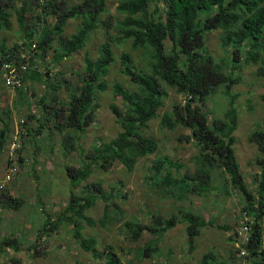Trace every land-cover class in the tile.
<instances>
[{"label":"trees","instance_id":"16d2710c","mask_svg":"<svg viewBox=\"0 0 264 264\" xmlns=\"http://www.w3.org/2000/svg\"><path fill=\"white\" fill-rule=\"evenodd\" d=\"M78 1L69 5L66 0H0V31H10L11 18L15 17L19 39V43L12 45H8L6 39L0 42V70L4 63L21 62L20 55L25 50L42 59L49 50H54L52 59L59 63L79 51L86 50L88 39L100 28L107 33L116 47L129 44L131 50H141L147 57V63L144 70L133 71L129 54L119 53L120 62L125 64L119 72L134 87H125L117 82L113 85L114 97L121 96L122 99L120 109L110 105L120 131L110 141L102 142L99 146L93 145V153L85 154L79 160L83 163L82 167H65L70 183L67 205L55 221L51 220L50 215H46L41 233L49 227L51 231H55L59 223H67L72 226L73 238L80 248L90 253L98 261L97 264H122L112 248L98 250L95 234L90 237L81 232L83 222L94 226L85 213L97 200L104 202V215L100 221L102 226L106 225L107 212L111 206L115 211H120L111 202L120 197V192L112 188L111 193H103L98 183L83 182L93 173L94 167L106 170L118 163L127 172H131L141 158L156 155L157 160L151 166L153 174L149 176L150 180H156L153 187L162 190L164 195L179 200L188 199L189 195L208 196L212 190L211 172L215 168L222 170L220 173L224 182L220 191L228 195L230 188H233L244 200L242 211L254 218L248 250L255 259L250 264H262L256 249L264 217V120L261 129L251 133L248 138L258 146L260 154L256 162L261 171L257 175L253 192L243 181L235 156L234 133L238 126L233 102L236 95L230 94V88L240 80L239 77L235 78V72L243 65L257 66V77L264 78V0H116L115 11L119 18L109 16L108 20L101 18L107 10L106 0ZM27 11L32 14L29 18L25 17ZM48 18H53V25ZM75 18L80 19V26L75 33L66 36L68 21ZM111 31L114 33L111 34ZM214 31L220 32V47L225 53L220 61L231 63L226 75L205 49V35ZM110 41L100 45L99 55L95 60L84 51L82 86L75 87V92L71 94L67 113L62 109L63 106L44 112L37 119L39 125L36 130L31 128L26 131L28 141H36L32 131L38 135L44 127L42 121L47 123L60 119L53 127L58 131L66 129V126L73 127L78 134L71 130L72 134L67 133L63 144L67 154L76 150L75 139L85 132L96 108L95 105L92 106L95 83L99 82L101 76H106L115 61ZM32 45L36 48L32 49ZM27 60L28 57L22 62ZM28 63L29 71L23 76V84L24 81L43 82L41 74L33 69L34 63L29 60ZM98 87L104 91L105 82H100ZM220 87H224L221 93L229 103L223 118L217 119L211 115L210 110L205 112L202 105ZM166 89L182 95L184 101L173 105L160 116ZM52 90L56 91L57 87L53 86ZM262 100L264 104V96ZM40 101L43 103L44 97ZM208 115L212 116L211 122L208 121ZM27 118L33 120L34 116L28 115ZM154 119H159L162 130L174 132L177 128H184L190 132L189 139L194 142L199 155L195 159L196 168L193 174L187 171L186 174H181L180 169L185 168L183 165L157 154L158 142L144 135ZM10 133L11 125L3 122L0 129V160ZM22 141L25 142V139ZM21 149L22 146H19L6 159L7 167L15 166L17 169L25 165L26 160L19 156ZM82 154L83 149L79 155ZM8 188L10 187L5 186L0 191V204L3 208L18 209L20 199H13L7 192ZM179 215H171L166 219L157 215L153 217L151 225L133 220L125 222L127 240H138L143 230L149 231L155 238L137 251V258L151 257L157 253L164 234L179 222L187 223L186 234L192 244L199 228L205 226L203 218L181 209ZM208 222L213 224L212 221ZM12 245H16V240H5L0 244V249ZM200 264L222 263H218L211 253H207Z\"/></svg>","mask_w":264,"mask_h":264},{"label":"rangeland","instance_id":"374dc122","mask_svg":"<svg viewBox=\"0 0 264 264\" xmlns=\"http://www.w3.org/2000/svg\"><path fill=\"white\" fill-rule=\"evenodd\" d=\"M66 1L69 5L79 2L78 0ZM116 5V0H106L107 10L102 15V20H108L109 16L119 18L115 11ZM31 15V12L25 13L26 18ZM47 20L54 24L53 18ZM11 21L10 31H0V42L6 39L8 45L19 43L16 18L12 17ZM79 26L80 19L69 20L65 35L75 33ZM113 33L111 31V34ZM220 35L219 31L207 33L205 49L226 75L231 63L225 60L220 61L225 55L220 47ZM108 41L110 40L107 33L100 28L88 39L86 50L79 51L59 63L52 59L55 55L54 50H49L44 59L26 52L25 55L30 63H34L33 69L41 74L43 82L24 81L22 90L6 86L0 74V129L3 122L11 125L9 141L0 160V183L3 182L9 168L6 165V159L11 156L15 147L22 146L19 156L26 160L25 165L17 168L11 182L6 185L10 187L8 194L13 199H20L19 208L7 209L0 204V244L5 240H16V245L0 249V264L98 263L90 253L80 248L73 238L71 225L59 223L55 231H51L49 227L43 233L41 232L46 215H50L51 220L55 221L67 205L70 183L65 174V167L70 166L74 169L82 167L83 163L79 160L83 159L85 154L93 153V145L99 146L102 142L110 141L120 131L110 105L113 104L120 109L122 99L121 96L114 97L113 85L117 82L125 87L133 86L119 72L125 67V64L120 62L119 53L129 54L133 62L132 69L137 72L144 70L147 57L141 50H131L129 44L116 47L114 42L110 41L115 53V61L106 76H101L99 82L95 83V99L92 106L95 105L96 108L93 111L91 123L85 127V132L75 139V151L67 154L63 141L67 133L72 134V131L74 133L77 131L69 126L62 131L56 130L53 124L61 121L60 119L47 123L42 121L44 127L40 133L36 135V132L32 131L36 141L33 139L28 141L26 131L31 128L36 130L39 125L37 119H40L44 112L63 106L62 109L67 113L71 94L75 92V87L82 86L84 51H87L90 58L95 60L98 58L100 45ZM256 73L257 66L243 65L235 72V78L239 77L240 80L230 88V94L236 95L233 102L238 126L234 133L235 156L243 181L253 192H255L257 175L261 171L256 162L260 154L258 146L250 142L248 138L251 133L261 129L264 120L262 100L264 78L257 77ZM100 82L106 84L104 91L98 87ZM53 86L57 87L56 91L52 90ZM223 89L224 87H220L217 93L202 105L205 112L210 110L211 115L217 119H222L228 108L229 100L222 95ZM43 97L44 101L41 103L40 100ZM183 101L182 95L166 89L164 107L160 110V116L169 111L173 105ZM28 115L34 116L33 120L28 119ZM211 115L207 117L210 122ZM21 120H24L23 124ZM144 135L158 142L157 154L167 156L185 167L180 169L181 174H186V171L190 174L195 172V159L199 155L194 142L189 139L188 130L184 128H177L174 132L162 130L159 119H154L149 123ZM22 139H25V142ZM82 149L84 154L80 156ZM156 160V155L141 158L131 172H127L118 163L106 170L94 167L93 173L83 184L98 183L103 193H111L112 188L119 190L120 197L114 198L111 202L120 211H115L111 206L107 212L106 225L102 226L100 221L104 215V202L97 200L95 205L85 213L94 226L83 222L81 232L90 237L95 234L98 250L112 248L122 264H200L207 253H211L212 258L218 263L247 264L234 246L237 219L241 216L245 203L233 188H230L228 195L220 191L224 182L223 175L220 173L222 170L215 168L211 172L210 188L212 190L208 196L189 195L188 199L179 200L166 196L162 190L153 187L152 184L156 180H150L149 176L153 174L151 166ZM180 209L203 218L205 226L199 228V233L192 244L188 241L186 234L187 223L179 222L164 234L157 253L152 254L151 257L137 258V251L150 239L155 238L149 231L143 230L138 240H127L124 232L125 222L133 220L151 225L153 217L160 215L162 219H166L171 215H179ZM208 221H212L213 224L211 225Z\"/></svg>","mask_w":264,"mask_h":264},{"label":"built area","instance_id":"2783aa9c","mask_svg":"<svg viewBox=\"0 0 264 264\" xmlns=\"http://www.w3.org/2000/svg\"><path fill=\"white\" fill-rule=\"evenodd\" d=\"M36 46L32 45V49H35ZM28 51H24L21 53L20 58L22 60H25L27 56L25 53ZM25 58V59H24ZM19 61L18 63L16 61L4 63L1 66V78L2 82L4 81V84L8 87H11L13 89H20L23 87V76L27 73L29 70V63L28 60L25 62ZM21 123H24V120H21ZM14 142V141H13ZM19 146L15 147L12 152L11 156L13 155V152L18 148ZM15 166H10L8 170L6 171V175L4 177V180L2 183H0V191L5 188L6 185H8L13 176L15 175L16 171ZM264 216V214H263ZM254 222V218L252 215L243 212L241 216L237 219V228L234 233V246L239 252V256L247 261V264H250L254 261L255 256H252L251 253L248 250V246L251 241V225ZM260 240L257 244L256 252L259 255L260 262L264 264V217L261 222V232H260Z\"/></svg>","mask_w":264,"mask_h":264},{"label":"clouds","instance_id":"9594fccd","mask_svg":"<svg viewBox=\"0 0 264 264\" xmlns=\"http://www.w3.org/2000/svg\"><path fill=\"white\" fill-rule=\"evenodd\" d=\"M28 71H29V70H28ZM28 71H27V72H28ZM23 85H24V84H23ZM23 87H24V86H23ZM21 89H22V88H20V90H21ZM16 90H18V89H16Z\"/></svg>","mask_w":264,"mask_h":264}]
</instances>
